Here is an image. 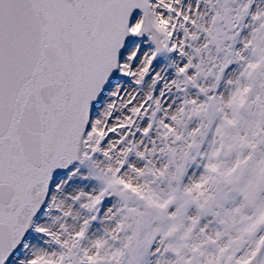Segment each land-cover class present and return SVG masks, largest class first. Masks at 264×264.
Instances as JSON below:
<instances>
[{
	"label": "snow or ice",
	"instance_id": "6c2138e0",
	"mask_svg": "<svg viewBox=\"0 0 264 264\" xmlns=\"http://www.w3.org/2000/svg\"><path fill=\"white\" fill-rule=\"evenodd\" d=\"M0 264H264V0H0Z\"/></svg>",
	"mask_w": 264,
	"mask_h": 264
}]
</instances>
